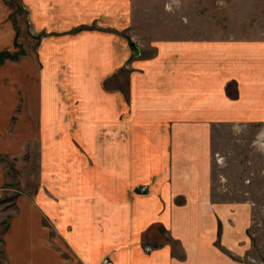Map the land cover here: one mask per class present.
<instances>
[{
	"label": "crops",
	"instance_id": "crops-1",
	"mask_svg": "<svg viewBox=\"0 0 264 264\" xmlns=\"http://www.w3.org/2000/svg\"><path fill=\"white\" fill-rule=\"evenodd\" d=\"M35 1L30 8L38 15L40 31L59 49L46 53L41 48L36 53V72L53 75L54 81L39 79L27 87L44 90L47 100L39 105L44 108L39 120L56 121L62 103L51 92L57 87L55 75L76 72L62 66V44L84 37L108 45L109 34L103 29L76 34L69 25L63 31V4L76 5L77 0ZM12 12L13 7L0 0V54L15 46ZM63 32L72 36L63 39ZM236 42L177 41L156 44L153 51L140 44L132 57L124 56L116 67L121 71L126 60L130 63L128 93H110L98 83L91 84L101 99L91 109L84 106L80 115L86 122H102V155L86 170L90 176L85 179L87 194L72 196L75 214L67 231L81 264H100L105 256L117 259L116 264H254L246 260L253 248L252 206L224 205L213 199L216 129L225 124H264V40ZM107 63L102 64V72L108 74ZM2 101L7 119L11 115L8 105L16 106L14 113L19 103L24 105L21 100ZM19 116L27 114L22 111ZM97 170L101 173L95 179L92 171ZM138 186L149 187V193L138 194ZM22 229L16 233H23ZM43 230L38 242L45 243L47 229ZM12 232L13 228L9 235ZM147 247L153 251L147 253ZM45 254L40 253L43 261L36 259L32 264H48Z\"/></svg>",
	"mask_w": 264,
	"mask_h": 264
},
{
	"label": "rangeland",
	"instance_id": "rangeland-1",
	"mask_svg": "<svg viewBox=\"0 0 264 264\" xmlns=\"http://www.w3.org/2000/svg\"><path fill=\"white\" fill-rule=\"evenodd\" d=\"M31 1L3 0L13 7L17 34L13 51L2 52L5 56L0 58V98L2 103L21 100L25 106L19 103L14 113L16 106L8 105L11 115L7 119L0 105V144H5L0 147L3 152H0V264L43 261L40 253L44 251L45 263L81 264L79 258L75 259L67 231L71 228L70 217L75 214L72 196L87 194L84 185L90 176L86 170L93 168L102 155L99 137L102 122H86L85 116L80 115L83 108L91 109L101 99L92 85L98 83L110 93L119 90L128 93L130 63L126 60L121 71L116 67L124 56L132 57L131 43L153 51L156 44L177 41L264 40V0H77L76 5L65 2L60 19L63 31L67 25L75 27L76 34L103 29L109 34V43L100 45L96 40L82 37L62 44V66L76 72L55 75L57 87L51 92L61 100L62 113L59 120L49 122L39 120L44 109L39 105L47 100L44 90L27 86L32 87L39 79L54 81L53 75L36 72L39 67L36 53L41 48L47 53L59 47L49 44L48 34L40 31L38 15L30 8L34 3ZM70 36L63 32L61 37ZM27 55L31 56L30 60ZM108 61L107 74L102 72V64L107 66ZM42 65L46 64L41 62ZM96 68H101L100 73L93 72ZM83 69L91 72L83 73ZM229 91L234 96V86ZM81 103L84 105L78 106ZM22 111L27 117L19 116ZM261 136H264V124H225L216 129L213 148L214 201L252 206L253 248L246 260L254 264H264V138ZM54 164L59 165L54 168ZM92 173L96 179L101 171ZM135 192L145 195L149 187L138 186ZM11 228L14 232L9 235ZM21 228L23 233H16ZM44 228L46 240L39 243ZM147 248V253L153 251ZM116 260L105 256L100 264H116Z\"/></svg>",
	"mask_w": 264,
	"mask_h": 264
},
{
	"label": "water",
	"instance_id": "water-1",
	"mask_svg": "<svg viewBox=\"0 0 264 264\" xmlns=\"http://www.w3.org/2000/svg\"><path fill=\"white\" fill-rule=\"evenodd\" d=\"M134 50L138 51V47L135 43H131L130 45Z\"/></svg>",
	"mask_w": 264,
	"mask_h": 264
},
{
	"label": "trees",
	"instance_id": "trees-1",
	"mask_svg": "<svg viewBox=\"0 0 264 264\" xmlns=\"http://www.w3.org/2000/svg\"><path fill=\"white\" fill-rule=\"evenodd\" d=\"M5 56V53H1L0 54V58L4 57Z\"/></svg>",
	"mask_w": 264,
	"mask_h": 264
}]
</instances>
